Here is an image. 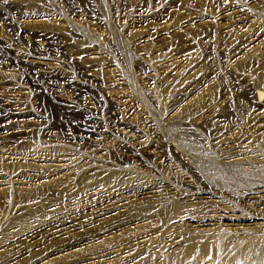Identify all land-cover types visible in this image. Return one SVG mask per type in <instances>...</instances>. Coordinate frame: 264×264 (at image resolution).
Masks as SVG:
<instances>
[{"label": "rangeland", "instance_id": "1", "mask_svg": "<svg viewBox=\"0 0 264 264\" xmlns=\"http://www.w3.org/2000/svg\"><path fill=\"white\" fill-rule=\"evenodd\" d=\"M258 86L264 0H0V222L27 221L0 235L1 264H173L198 230L197 245L216 228L229 243L264 232ZM200 163L258 172L231 186ZM167 197L201 208L171 218ZM135 203L154 206L126 212ZM41 214L58 229L83 214L80 239L34 259Z\"/></svg>", "mask_w": 264, "mask_h": 264}, {"label": "bare ground", "instance_id": "2", "mask_svg": "<svg viewBox=\"0 0 264 264\" xmlns=\"http://www.w3.org/2000/svg\"><path fill=\"white\" fill-rule=\"evenodd\" d=\"M258 87L263 88L264 86L263 87L258 86ZM262 94H263L262 91H257L258 98H261L260 96H262ZM176 125L178 126L177 123H176ZM170 126H171V128H173L172 125H170ZM170 126H169V128H170ZM166 128H168V127H166ZM174 128H175V126H174ZM170 130H172V129H170ZM176 130H178L177 127H176ZM168 132H170V131L168 130L167 133ZM170 133H172V132H170ZM179 133H182V132H179ZM174 134L177 135V132H175ZM174 134H172V135H174ZM183 136H180V137L178 136L179 137L178 140L176 139L179 142V144L182 147H184L187 151H189L190 153H192L194 155L199 154L200 151H198L196 144L192 141L187 140L186 139L187 137H183ZM198 165L200 167L199 169L202 168L201 170H202V172L205 173V175H208L209 177L210 176L214 177V179L212 178L214 181H216L215 176L221 175L220 174V172H221L225 176V178L229 179L228 184H230L231 186L238 184L239 179L243 178L244 175H250L251 177H257L255 175V173L258 172L257 169L256 170H252V169H220V172L218 174L216 172V170L218 171L219 169H216V170L215 169H206V165H204L203 163L202 164L200 163ZM223 175H221V176L223 177ZM117 176L118 175H116V177ZM109 177L111 178V175H109ZM112 177H114V176H112ZM132 177L134 178V176H132V175H130L128 177L126 176V178L122 179V181L125 183L130 182L132 180ZM104 178L105 179L103 180L104 181L103 184H104V186L105 185L107 186V184H109L111 179L106 178V177H104ZM89 179H91V178H89ZM212 179L210 181L214 182ZM119 180L121 181V179H119ZM89 181H91V180H89ZM111 181H113V180H111ZM225 182H227V181H225ZM85 184L87 186L90 184H91V186H93L92 182H88ZM103 184H102V186H103ZM217 184H220V186L224 185L226 187V185L220 180ZM228 184H227V186H229ZM47 190L48 189L45 187L42 191H39V190H36L35 192L19 191V198L21 201L29 202L31 199H34L35 197H40L42 195V193L44 191H47ZM49 190H51V189H49ZM230 190L231 189H229V191ZM170 198L167 197L165 200H163V198H162V201H158V202L156 201L157 203L154 202V205L156 203V206H159L161 209L163 208L165 213L171 214V218L183 216L186 213H190V210H199L198 209V205H199L198 203L194 202L195 204L194 203L189 204V203H186L185 201L180 200L181 198L179 199L176 197L177 199L174 201H173V199H170ZM35 201H37L39 208L41 210H43V208L46 205V202H44L43 199H38ZM154 205H152L151 203H142V204L135 203L131 208H129V209L127 208L126 212L132 213V212L136 211V212H139L140 214L141 213H148L149 210L151 209V207H153ZM200 208H201V206H200ZM91 211L92 210H90L89 212L91 213ZM47 213H51V212H47ZM85 215H87V214H85ZM42 217H43L42 214L39 216H33V218L35 219L34 220L35 222H38V223L44 222V223L42 225H40L41 228L34 230L32 233H30L32 236H29V237L25 236V238H29V239L33 238V237H38V239H36V242H38L39 237H41L40 240H42V239L44 240V241L40 242V244L38 242V245L43 246V248H39L36 250V254L34 255L35 256L34 259L38 258L41 255L48 254L51 251H57L60 247H62V245L65 242L64 240L66 238H68V240L66 242L76 240V239H80V235H78V234H80L81 232H75V231H77V229L80 226V225L78 226L77 220H79V224L85 223V220H83V221L80 220L82 217H85L83 214L74 220L70 219L71 222L68 224V226H66L62 229H58L59 225L54 226L53 223H50L51 221L50 222L46 221L47 219H41ZM168 219L164 220L163 223H165ZM64 220H63V222H64ZM70 224H72V225H70ZM64 225H65V223H63L62 226H64ZM12 227H16V230H14L15 234L26 231L27 230V221L23 217L17 218V219H13V218L3 219L0 222V235L1 236L9 235L11 233V232H9V230ZM74 227H76L77 229ZM67 229H70V230L66 231L63 234L61 233L62 231L67 230ZM189 232L193 233V230L189 231ZM40 234H45V235L42 236ZM64 235L66 237L61 238ZM76 235H78V236H76ZM201 235H203V233L199 232V230H198V231H196V234L188 237L185 240L186 246L184 247V254L183 255H180L178 253L173 254V262H170V263L182 264L186 260L198 261V258L204 257L205 255H210V263L211 264H213V263H217V264H264V232H262L260 230L256 231L253 234H245L244 236H235L232 238L233 242L229 243V241H228V239H230L229 235L224 230L216 228V231H214L213 233H208L206 236H204L205 238L203 237L201 244L197 245L194 241L196 238L201 237ZM74 236H76V237H74ZM49 237H52V238H49ZM210 247H213V251L210 253L208 252L206 254L205 253L206 250ZM66 256H68V255H66ZM18 261L20 262L21 259ZM18 261H16V262H18ZM192 261L190 263H192ZM3 263H5V262H3ZM0 264H1V261H0ZM133 264H148V263L144 262V261H140V262L137 261Z\"/></svg>", "mask_w": 264, "mask_h": 264}, {"label": "built area", "instance_id": "3", "mask_svg": "<svg viewBox=\"0 0 264 264\" xmlns=\"http://www.w3.org/2000/svg\"><path fill=\"white\" fill-rule=\"evenodd\" d=\"M45 113H47V112H43L42 114L45 115ZM52 126H53V125H52ZM55 126H56V125H55ZM59 126H61V125H59Z\"/></svg>", "mask_w": 264, "mask_h": 264}]
</instances>
